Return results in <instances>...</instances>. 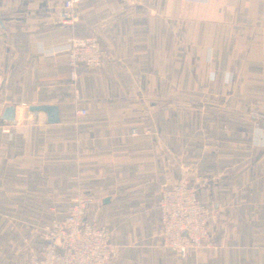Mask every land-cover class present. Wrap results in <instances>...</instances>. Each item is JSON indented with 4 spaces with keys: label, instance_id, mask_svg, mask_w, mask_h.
I'll list each match as a JSON object with an SVG mask.
<instances>
[{
    "label": "crops",
    "instance_id": "1",
    "mask_svg": "<svg viewBox=\"0 0 264 264\" xmlns=\"http://www.w3.org/2000/svg\"><path fill=\"white\" fill-rule=\"evenodd\" d=\"M61 3L0 0V189L28 204L15 216L39 226L80 193L110 231L107 264H195L162 246L157 201L163 181L202 180L208 264H264V0H83L74 27ZM90 35L102 64L72 82L64 47ZM20 102L59 121L18 125Z\"/></svg>",
    "mask_w": 264,
    "mask_h": 264
},
{
    "label": "built area",
    "instance_id": "2",
    "mask_svg": "<svg viewBox=\"0 0 264 264\" xmlns=\"http://www.w3.org/2000/svg\"><path fill=\"white\" fill-rule=\"evenodd\" d=\"M83 0H62L58 21L62 27L79 23L78 8ZM69 79L77 78V68H96L102 64L104 51L94 36L69 37L64 47ZM12 103L11 96L5 100ZM75 119L85 121L89 113L81 108ZM16 124L26 126L34 121L29 105L20 102L15 113ZM135 129L132 135H135ZM210 186L202 180L190 183L186 177L159 184L158 211L161 244L181 258L192 256L195 264H208L211 250L210 224L216 211L209 203ZM89 197L76 198L62 218L52 219L35 230L38 252L26 264H107L115 255L110 231L95 220L87 219Z\"/></svg>",
    "mask_w": 264,
    "mask_h": 264
},
{
    "label": "rangeland",
    "instance_id": "3",
    "mask_svg": "<svg viewBox=\"0 0 264 264\" xmlns=\"http://www.w3.org/2000/svg\"><path fill=\"white\" fill-rule=\"evenodd\" d=\"M8 104H13V102ZM5 183L6 180H0V186L4 185ZM79 197L87 198L88 196L78 193L75 197H73L71 203L73 204L74 200ZM27 205L28 204L26 201L23 200V196L12 194V192L9 194L6 192V189H0V264H26L28 260L35 256L38 252L36 248L31 252L30 250L33 247L32 240L34 238L35 230H37L43 224H40L36 227L25 225L23 217L28 218L29 215L22 213L20 217V214L18 213H20V209H23ZM36 205L40 206L41 204L36 202L32 204L33 207ZM16 210L18 212V216H15L14 211ZM64 211L65 210L62 209L61 211L56 212L55 215L53 213H47L45 220H49L47 221L48 223L52 219L57 218L55 216H62L63 214L67 213ZM20 225H22V228ZM210 243L212 249L213 245L211 238Z\"/></svg>",
    "mask_w": 264,
    "mask_h": 264
},
{
    "label": "water",
    "instance_id": "4",
    "mask_svg": "<svg viewBox=\"0 0 264 264\" xmlns=\"http://www.w3.org/2000/svg\"><path fill=\"white\" fill-rule=\"evenodd\" d=\"M2 91L0 90V103L3 101ZM30 111H43L46 114V121L48 123H57L59 121L58 108L54 105H35L29 106Z\"/></svg>",
    "mask_w": 264,
    "mask_h": 264
}]
</instances>
